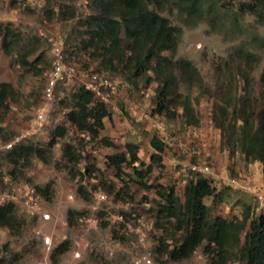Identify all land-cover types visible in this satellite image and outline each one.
Masks as SVG:
<instances>
[{"label":"rangeland","instance_id":"1","mask_svg":"<svg viewBox=\"0 0 264 264\" xmlns=\"http://www.w3.org/2000/svg\"><path fill=\"white\" fill-rule=\"evenodd\" d=\"M225 1L236 4V0ZM72 6L76 10L75 18L61 20L57 16L59 10L66 11L67 7ZM87 14L85 0H0V23H10L23 40V48L7 56L1 48L0 35V84L10 83L17 92L15 99L9 102V112L0 123V171L5 172L0 177V190L16 193L23 185L36 188L54 183L52 202L39 203L40 211L48 214V220L38 216L30 218L19 206L15 208L16 215L25 221L20 233L13 236L7 229L0 228V258L17 253L19 257L15 264H53L50 261L52 250L60 242L69 240L71 249L59 257L56 264H208L202 253L203 246L190 259L180 262H172L165 255L156 254L153 250L158 238H166L170 246L174 245L173 232L166 224L167 233L153 227L155 213L146 211L155 210L154 201L158 200L155 186L158 185L174 187L175 195L182 200L183 189L190 180L189 167L194 164L209 168L206 177L214 178V185H217L216 178L233 179L240 186L252 188L253 193H264L260 164L245 162L239 153L230 156L221 144L219 131L211 123L212 108L217 101L216 66L227 59L239 41L226 39L207 23L182 25L176 22V11L173 9L171 19L182 29L174 59L191 61L203 79V89L194 87L190 94L198 121L194 127L183 126L179 116L168 120L157 115L154 112L157 83L146 84L142 79L128 80L126 73L117 68V71L103 70L116 82V94L113 96L116 110L108 109L110 116L104 119V128L98 138L92 139L89 134L81 133L69 124L67 114L72 109L70 98L55 110L52 124L31 129L30 122L41 102L54 49L61 47V44L67 49L76 48L73 54L80 55L76 62L81 69L100 67L99 60L92 59L88 50H80L79 47L84 39V28L80 24ZM244 22L251 24L252 31L255 27L257 32L264 35V28L256 26L250 18H244ZM223 28L230 38V28L225 25ZM249 34L250 31L237 36H242L238 38L243 40ZM27 53H30L27 63L22 64L20 58ZM262 68L264 53L257 72L260 73ZM74 86L64 91V95L71 93ZM56 127H64L67 131L51 150L50 163L43 164L32 159L29 165L21 168V175L16 178L8 176L12 167L3 160L5 144L12 142L13 147L34 144L43 148ZM153 136L165 144V151L162 154V167L154 165L145 180L150 189H142L137 183L129 181L133 173L131 168L123 167L122 174L118 176L114 168L107 166V156L125 152L127 144L137 145L140 162L149 165L150 156L154 153L149 144ZM65 144L77 149L82 146L84 158L77 169L82 172L86 166L93 165L95 169L91 176L81 180L78 175L72 177L63 167L65 162L60 158L61 148ZM80 186L90 194L89 201L79 197L77 189ZM216 187L219 193L216 203L212 198L203 201L211 207V216L240 219L246 207L255 212L253 197L239 190V186L235 190ZM68 210H85L87 216L76 227L70 228L66 225ZM122 212L137 214L136 218L128 217L125 228L118 221ZM101 214L103 220L109 223L107 229L100 226ZM139 218H142L141 222ZM112 229L119 236H125L123 243L112 237ZM174 236L178 239L180 234ZM241 240L243 243V234ZM146 253L150 254V262L137 263ZM231 264L240 263L235 260Z\"/></svg>","mask_w":264,"mask_h":264},{"label":"trees","instance_id":"2","mask_svg":"<svg viewBox=\"0 0 264 264\" xmlns=\"http://www.w3.org/2000/svg\"><path fill=\"white\" fill-rule=\"evenodd\" d=\"M85 7L88 14L80 24L84 28V39L79 47L80 50H88L92 59L99 60V69L102 70L92 66L90 69L94 73L119 69L126 73L128 80L142 79L146 84L156 82L154 112L168 120L179 116L180 123L187 127L198 124L190 94L194 87L203 89V79L191 61L174 59L182 29L171 19L173 9L176 11V22L182 25L207 23L226 39L239 41L227 59L216 66L217 101L212 108L211 123L219 131L221 144L230 156L239 153L245 162L259 163L264 176V68L257 72L264 53V35L257 32L254 26L252 31L251 24L244 22V18L248 17L256 26L264 28V0H236V4L225 0H85ZM66 9L57 13L61 20L76 17L73 6ZM224 25L230 28V38ZM249 31L248 38H238L242 36L237 34ZM0 35L1 48L7 56L23 48L21 34L10 23H0ZM62 47L69 55L76 50ZM22 55L20 62L25 64L30 53ZM74 87L62 100L63 103L70 98L72 109L67 114V120L77 131L96 139L104 128V119L110 114L91 92L77 85ZM16 95L10 83L0 84V123L9 112V102ZM66 131L64 127H56L43 148L26 144L6 150L3 160L12 167L7 175L12 178L21 175V168L29 165L32 159L43 164L50 163L51 150L58 140L65 137ZM149 144L154 150L149 165L140 162L137 145L127 144L125 152L107 156V166L114 168L118 176L122 174L123 167L131 168L133 173L129 181L137 183L142 189H150L145 180L154 165L162 167L165 144L157 136H153ZM82 158V146L77 149L65 144L61 148L60 160L65 162L63 167L72 177L78 175L81 180L91 176L95 169L93 165L86 166L82 172L77 169ZM4 175L5 172L0 171V177ZM212 182L204 175L190 176L183 189L182 200L175 195L174 187L155 186L158 198L154 201L155 210L152 208L146 212L155 213L153 227L164 233H167L165 224L172 229L174 245L170 246L166 238H158L153 251L160 256L165 255L172 262H180L190 259L203 246L202 253L208 264H231L235 260L240 264H264V214H255L254 210L246 207L240 219L211 216V207L203 201L212 198L216 203L219 193ZM53 187L54 183L49 182L34 188L40 203L52 202ZM125 188H128L126 184ZM77 193L82 200H90V194L84 187H78ZM16 207L12 203L0 207V228L7 229L13 236L19 234L25 225L24 219L17 217ZM86 216L85 210H68L67 227H76ZM120 216V226L125 228L128 217L136 218L137 214L122 212ZM99 223L103 229L109 227L102 214ZM111 232L114 239L122 243L125 241V236H119L116 230ZM175 234H180L178 239ZM70 249L69 240L60 242L52 250L51 263L56 264L59 257ZM18 255L10 253L8 258L1 257L0 264H15Z\"/></svg>","mask_w":264,"mask_h":264},{"label":"built area","instance_id":"3","mask_svg":"<svg viewBox=\"0 0 264 264\" xmlns=\"http://www.w3.org/2000/svg\"><path fill=\"white\" fill-rule=\"evenodd\" d=\"M61 46V45H60ZM80 59V55H69L63 50V47H58L52 51V67L48 72L46 84L42 90V98L39 107L33 120L30 122L31 129L44 128L53 123V114L55 110L62 104L64 91L68 90L72 85L83 87L91 92L95 100L101 103L107 110H116L113 96L116 94V82L112 81L106 73H94L90 67L81 69V66L76 61ZM128 87V86H127ZM13 148V143L5 144L4 149L10 150ZM191 177L195 174L207 176L208 167H200L192 165L189 167ZM212 181L214 178L209 177ZM215 186L229 187L232 189L246 191L249 193L255 202V214H264V193H253L252 188L240 186L236 180L217 179ZM212 185L214 183L212 182ZM15 204L17 207L24 208V212L30 217H40L43 220H48L49 216L46 212L40 211V199L37 196L36 190L33 187L23 185L19 187L16 193L11 191L0 190V207L6 204ZM142 218H139L141 222ZM118 221H122V216H118ZM143 261L150 262V254L146 253L139 258L137 263Z\"/></svg>","mask_w":264,"mask_h":264}]
</instances>
